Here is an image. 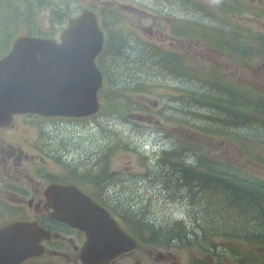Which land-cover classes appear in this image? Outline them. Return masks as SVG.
Masks as SVG:
<instances>
[{
    "label": "rangeland",
    "instance_id": "obj_1",
    "mask_svg": "<svg viewBox=\"0 0 264 264\" xmlns=\"http://www.w3.org/2000/svg\"><path fill=\"white\" fill-rule=\"evenodd\" d=\"M55 1L58 3L62 0ZM214 1L218 5L217 16L201 9L197 5V0L184 3L180 0H80V4L84 9L98 5L101 8L92 11L99 13L104 8L107 10L117 8L119 3V7L115 10L120 15L129 17V22L137 29L136 32H139L142 38L156 41L159 44L163 39L172 38L168 32L171 24L166 22L159 30L150 29L152 24L155 26L159 21L165 20V18L152 19L148 16L149 13L153 14L151 11L178 19L185 25L183 29L185 36H192V29L213 32L211 30L215 29L216 24L226 25L227 29L246 28L263 33L250 23L243 21L241 17L237 19L229 17L230 14L241 9L238 3L223 1V5H220L222 0ZM49 5L55 6L54 1L52 0ZM76 6L77 4L73 1L71 14L79 17L81 15L78 14L82 12L75 11ZM68 15V13L65 17L59 15L50 21L49 14L43 12L37 19V27L48 29L54 24L56 34L60 35L70 23V20L66 19ZM112 15L108 16L111 23L110 28L116 29L118 25L112 22ZM128 40V51L133 61H130L126 54L116 56L106 52L102 64L113 86L110 96L114 100V103H111V116L102 114L96 119L86 121H55L54 119L49 121L28 116L17 119L12 128L0 131V228L15 221L34 219L29 209L31 198L19 192L22 184L30 188L35 198L34 204H38L44 202L43 193L46 185L57 181L79 184L84 189L102 196L103 203L108 207H119L120 210L130 208L133 211L141 210L143 213H148L144 222L152 226L160 227L163 221L176 223L183 220L186 224L182 231L183 227H180L178 232L179 226H174V231L179 233L178 244L181 242L180 237H184L188 229H192V224L195 226L206 220L205 225L209 229L215 226L205 206L191 198V194H188V187L181 186L182 173L162 163L165 158L164 152L178 153L176 141L180 138L204 142L210 156L228 158L233 162L239 161L236 151L229 146L227 138L212 139L210 136L199 134L197 132L199 129L194 128L212 126L195 116V113H206L207 110L194 108L186 101L178 100L184 91L208 92V89H203L201 85L196 86L191 81L181 82L163 74L161 70L153 67L147 53L138 56L140 51L133 48L139 44L131 37L130 32H128ZM177 45L180 47L175 49L176 51L183 48L190 55L204 62L211 63L215 60L222 66H229V74L237 81L264 87L262 80L264 64L244 68L232 67V63L219 59V56L213 54L210 48L202 46L197 41L186 43L179 41ZM251 47L253 50L256 49V46ZM171 61L177 63L178 60ZM252 65L255 63L252 62ZM161 68L168 72L165 68ZM126 69L131 70V77H127ZM136 83L151 84L155 88L153 94H146L139 99L141 107L136 105L138 101L136 94L129 92L123 95L125 86H133ZM168 95L171 104L165 101L163 110L158 114L161 117L152 118L142 115L147 106L155 110L158 103ZM130 103L134 105L132 111L129 112ZM131 112L134 113L131 114ZM221 117L225 116L221 115ZM178 119L186 120L191 128L182 127L185 124L179 122ZM261 128V130H252L251 126H239L231 129V134L245 138L249 133H254L264 137V127L261 126ZM34 165L37 166L36 171L32 170ZM105 165L107 169L110 168L115 172L110 185H108L110 175L99 177L100 170ZM253 170L264 178V170L257 168ZM164 171L167 178L164 177ZM91 176L98 178L99 181L103 179V181L92 187ZM238 179L246 180L242 175L238 176ZM2 182H14L17 190L5 186ZM182 195H189V199L185 201L177 197ZM173 198H178V201H172ZM19 199L24 202L18 203ZM210 212L213 214L212 210ZM198 216L201 217L198 218ZM196 217L197 222L194 220ZM40 218L42 217L36 220ZM261 226V232L264 234L263 224ZM246 227L251 233L253 232V227L249 224ZM227 230L222 228L224 232ZM73 236L71 234L64 237V248L57 253V256H50L36 264H46L45 262L78 264L77 258L80 250L75 251L72 243ZM207 238L211 240L209 234ZM191 246H184L183 250L176 247L171 251H166L159 246L140 247L133 254L117 261L116 264H198V259L210 264H222L225 261L224 257L203 256L201 248L194 246L193 243ZM219 252L223 253V250L220 249ZM211 253L215 255L216 252ZM74 257H76V262H74Z\"/></svg>",
    "mask_w": 264,
    "mask_h": 264
},
{
    "label": "trees",
    "instance_id": "obj_2",
    "mask_svg": "<svg viewBox=\"0 0 264 264\" xmlns=\"http://www.w3.org/2000/svg\"><path fill=\"white\" fill-rule=\"evenodd\" d=\"M51 1L0 0V58L9 52L13 41L21 35L43 38L58 36L52 22L53 26L50 25L48 29L37 27V19L40 18L43 12L49 14L50 21L55 17H59V15L65 17L66 13L69 14L66 17L69 20L73 16L71 14L73 1L74 4H77L74 10L81 12L84 9L80 4V0H62L58 3L53 0L55 6L49 5ZM191 1L193 0H180L182 3ZM197 1V5L201 9L217 16L215 10H210L204 4V0ZM220 5H223V1L220 2ZM232 7L235 8L233 5ZM239 7L241 9L233 13L237 15H258L264 19V8H250L249 5L243 2ZM97 8L101 7L98 5L89 6L91 10ZM111 14H113L112 22L118 25L116 29L110 28L111 23L108 20V16ZM98 15L106 33L105 52L107 54L116 56L126 54L128 59L133 61L128 51V32H130L139 40L137 43L139 45L133 49L140 51L138 56L147 53L149 61L155 69H159L163 74L181 82L191 81L196 86L201 85L203 89H208V92L184 91V94L180 95L179 99L186 101L194 108L207 110L206 113H195V116L203 120V122L212 124V126L194 128L199 129L197 130L199 134L210 136L212 139L227 138L239 158V161L233 162L228 158L210 156L207 153L204 142L180 138L176 141L178 153L167 152L162 160V163L167 167H172L182 173L181 186L188 187V194H191V198L205 206L212 223L215 225V231L210 229L211 240L207 238L208 227L205 225L206 220L200 223V228L203 227V231L198 232L188 229L187 233L184 230L187 234L184 237H180L182 241L178 244L179 233L174 231V226H179V232L180 227H183L181 231L184 229L185 226L183 224L163 221L160 227L156 225L153 227L144 222L145 215L141 210L133 211L129 208L118 211L117 208H109L120 218L127 233L136 238L142 247L159 246L169 250L174 246L183 250V240L194 239L196 232H198L201 236L197 240L209 241L211 247L212 245L220 246L227 253L225 257L234 260L239 257L258 258L256 247L259 246L253 242L252 233L246 226L248 224L250 227L264 225V178L253 170L254 168L264 170V137L249 133L244 138V136L231 134V129L239 126H251L252 130H261V126L264 127V87L239 82L231 75L220 71L219 66L213 62L210 66L205 67L204 65L202 67L198 60L192 59V56L183 48L176 51L170 45H165L166 41H162L159 44L156 41L141 38L137 32L129 27V17L120 15L115 9H101ZM183 29H185V25L182 22L180 26L175 24L172 27L171 35L181 42L197 41L202 46H207L219 53L221 52L223 33L214 32V28L211 30L213 32L192 29V36H185L183 35ZM243 35L244 32L230 33L228 34L229 42H226L230 60H234L240 67L251 66L252 61L251 55L232 56L233 50L250 43V41H243ZM260 44L261 47H264L263 40L260 41ZM173 59H177V63H173L171 61ZM161 67L168 72H165ZM126 70L127 77H131V70ZM262 80L264 82V78ZM124 88L123 95L132 92L138 98H142L146 94H153L155 89L151 84L147 83H136L133 86H125ZM110 95V93L106 94L104 100L106 109H103L104 114H108V117L111 116V106L109 107L107 101L114 103ZM164 101L171 104V100L168 98H165ZM137 105L139 106V104ZM131 107L132 104L130 103L128 109L131 110ZM161 110H163V107ZM161 110L159 112L151 109L147 111L149 116L157 117ZM221 115L225 117H221ZM178 121L185 124L186 128H191L190 123L186 120L178 119ZM177 159L179 161H176ZM107 168V165H105L100 170L99 177L103 178L105 175H110L109 185L115 176V172ZM163 174L165 178L168 177L165 171ZM241 175L248 182L244 179H238V176L240 177ZM91 179H93L90 180L92 187H95L94 184L103 181V179L99 181L98 178L95 179L92 176ZM189 195H185V198L189 199ZM94 196L100 199L99 195L94 194ZM173 200H176V198H173ZM210 210L213 211V214H211ZM198 218L196 217V219ZM219 226H223V229L228 230L222 232L218 228ZM218 236L220 237L214 239ZM201 250L203 256L215 257L214 253L204 249ZM204 263L203 260L199 259V264Z\"/></svg>",
    "mask_w": 264,
    "mask_h": 264
},
{
    "label": "water",
    "instance_id": "obj_3",
    "mask_svg": "<svg viewBox=\"0 0 264 264\" xmlns=\"http://www.w3.org/2000/svg\"><path fill=\"white\" fill-rule=\"evenodd\" d=\"M104 34L89 10L70 22L61 41L22 37L0 60V129L20 113L63 116L99 110L97 93L103 77L95 65ZM61 69V70H60ZM46 196L58 220L87 234L84 264H109L137 247L110 213L81 191L52 186ZM26 229V231H25ZM37 232L36 243L27 233ZM48 234L36 225L12 224L0 230V264H22L41 256L39 242Z\"/></svg>",
    "mask_w": 264,
    "mask_h": 264
},
{
    "label": "crops",
    "instance_id": "obj_4",
    "mask_svg": "<svg viewBox=\"0 0 264 264\" xmlns=\"http://www.w3.org/2000/svg\"><path fill=\"white\" fill-rule=\"evenodd\" d=\"M226 1H233V2L238 3L239 5L243 2V3L247 4V5H249L250 8H254L255 7V6L251 5V4H248V3L244 2L243 0H226ZM257 7L264 8L263 6H257ZM216 15H218V14H216ZM256 16H257V18H255ZM229 17H233L235 19H237L238 17H241L243 21L248 22L251 25H253L255 29H259V30L263 31L261 26H262V22H263L264 19L259 17L258 15H255L253 17H244L243 15L241 16V15H237L235 13H232V14L229 15ZM245 18H248V19H245ZM214 32L223 33L222 34V49H221V52L219 53V52L215 51V53L217 55L220 54V59L227 60L228 62L232 63L231 64L232 67L235 66L237 68L254 67V66H259L260 65L259 61L256 60V59L262 53H264V47H261V44H260L261 40L264 41V39H260V35L263 34L264 32L263 33H258V32H255L254 30H250V29H246V28H242V29H227L226 25H223V24H216ZM234 32H244L243 41H245V42L246 41H250V43L248 45H243L245 48L241 47L239 49L233 50L232 51V56L233 57H240V56H245V55H251L252 56L251 66L240 67V66H238L235 63L234 60H230L228 44L226 42L227 41L229 42L228 34L234 33ZM258 41H259V45H260L261 51H260L258 56H255L254 55L255 50H253L251 46L252 45L253 46H257ZM252 62H254L255 65H252ZM222 68L225 69V66H222ZM228 70H229V66H228Z\"/></svg>",
    "mask_w": 264,
    "mask_h": 264
},
{
    "label": "flooded vegetation",
    "instance_id": "obj_5",
    "mask_svg": "<svg viewBox=\"0 0 264 264\" xmlns=\"http://www.w3.org/2000/svg\"><path fill=\"white\" fill-rule=\"evenodd\" d=\"M243 1L248 3V4L253 5L255 7H257V6H263L264 7V0H243ZM210 5L216 6L217 4L214 0H211ZM255 18H257V16ZM152 19H155V17H152ZM245 19H248V18H245ZM153 27H154V25L152 24L150 29H152ZM261 27H262V30L264 32V20L262 22ZM260 39H264V33L260 35ZM171 40H173L175 42L174 44L177 45V43H178L177 39L171 38ZM242 47L245 48L244 46H242ZM260 51H261V48H260L259 41H258L254 55L258 56ZM256 60L259 61V64H264V53H262ZM225 73H228V66H225ZM38 212L39 213L41 212V208H38ZM261 227L262 226H257V227L253 226V232L251 235H252V240L255 243V245L259 246L260 248H264V234H262V232H261ZM263 228H264V225H263ZM255 259L239 257V258H236V260H234V259H230L228 257H225V261L222 262V264H245V262H247V264H258V260L257 259L255 260ZM205 264H210V263L205 262Z\"/></svg>",
    "mask_w": 264,
    "mask_h": 264
},
{
    "label": "bare ground",
    "instance_id": "obj_6",
    "mask_svg": "<svg viewBox=\"0 0 264 264\" xmlns=\"http://www.w3.org/2000/svg\"><path fill=\"white\" fill-rule=\"evenodd\" d=\"M227 5H229V3L227 4ZM226 16L224 15V18H225ZM131 37H133V39L136 41V43H138L139 42V40L131 33ZM158 116H160V115H158ZM169 152V151H168ZM165 153H167V152H165ZM177 197H183L182 199L183 200H185V201H187L188 199L187 198H185V195H182V196H177ZM107 200H105V202H106ZM172 201H178V198H176V200H172ZM107 203H109V201H107ZM113 209L114 208H117V210L119 211L120 209H119V207H112ZM123 211V210H122ZM142 212V211H141ZM143 213V212H142ZM144 215H145V218H146V216L148 215V213H143ZM145 220V219H144ZM194 220L197 222V220L198 219H196V218H194ZM179 223H181V224H183V225H185L186 224V222H183V220H180L179 221ZM192 223V222H191ZM200 223H202V222H200ZM192 226V229L191 230H193V231H198V232H200V231H203L202 229H203V227L202 228H200V224H198V225H191ZM153 227H155V226H153ZM221 231H222V228H221V226H219L218 227ZM209 229V228H208ZM211 231H215V226H212L211 228ZM210 229H209V231L207 230V232H208V234L210 235ZM198 232H196V236H195V238L193 239H188V240H183V242H184V246H189V247H192L191 246V243H193L194 244V246H197V247H199V248H203V249H205L206 251L208 250L209 252L211 251V252H216L215 253V256L216 257H219V258H222V257H225V255L227 254L226 253V251H224L220 246H213L212 245V247L210 246V244H209V241H200V240H197L198 239V237L199 236H201V235H199V233ZM222 232H224V231H222ZM220 236H225V235H220ZM219 237V236H218ZM218 237H215L214 239H217ZM203 238H205V237H203ZM180 241H182V240H180ZM220 249H222L223 250V253H220L219 251H220Z\"/></svg>",
    "mask_w": 264,
    "mask_h": 264
}]
</instances>
